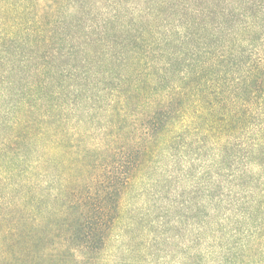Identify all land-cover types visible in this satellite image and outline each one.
<instances>
[{
  "label": "trees",
  "instance_id": "trees-1",
  "mask_svg": "<svg viewBox=\"0 0 264 264\" xmlns=\"http://www.w3.org/2000/svg\"><path fill=\"white\" fill-rule=\"evenodd\" d=\"M163 242L264 264V0H0V264Z\"/></svg>",
  "mask_w": 264,
  "mask_h": 264
},
{
  "label": "rangeland",
  "instance_id": "rangeland-1",
  "mask_svg": "<svg viewBox=\"0 0 264 264\" xmlns=\"http://www.w3.org/2000/svg\"><path fill=\"white\" fill-rule=\"evenodd\" d=\"M205 154H206V151H205V149H203L202 152L200 153V156H202V157H199L200 158L199 161L194 164L193 171H200L201 168L202 169L205 168V166L209 163L207 158L205 157ZM185 167H186V165H185ZM185 169L186 168H184V170L181 169V171H185ZM179 187H180V185H179ZM179 192H180V190H179ZM168 236L169 237L172 236V232H170L168 234ZM187 238H188V236H187ZM152 239L153 238L151 237L150 242ZM172 239H173V237H172ZM166 247L167 248H165L164 242H163L161 249L155 253V256L153 258L150 255H148V254L152 253L148 249L147 259H146L147 263H145V264H181L184 257L182 255H179L178 253L176 255L174 253L171 254V252H169L170 251L169 250L170 245L169 246L166 245Z\"/></svg>",
  "mask_w": 264,
  "mask_h": 264
}]
</instances>
